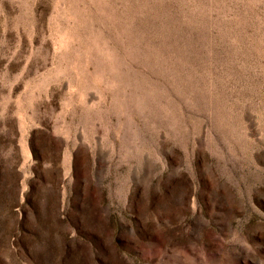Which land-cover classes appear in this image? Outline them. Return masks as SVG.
Here are the masks:
<instances>
[{"label":"rangeland","instance_id":"rangeland-1","mask_svg":"<svg viewBox=\"0 0 264 264\" xmlns=\"http://www.w3.org/2000/svg\"><path fill=\"white\" fill-rule=\"evenodd\" d=\"M0 264H264V0H0Z\"/></svg>","mask_w":264,"mask_h":264}]
</instances>
